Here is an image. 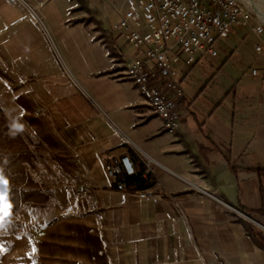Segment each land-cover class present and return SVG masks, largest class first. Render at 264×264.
I'll return each mask as SVG.
<instances>
[{
  "label": "crops",
  "instance_id": "0c3cea01",
  "mask_svg": "<svg viewBox=\"0 0 264 264\" xmlns=\"http://www.w3.org/2000/svg\"><path fill=\"white\" fill-rule=\"evenodd\" d=\"M29 1L88 93L68 79L24 8L0 0V66L31 107L11 110H33L67 150L53 188L56 215L37 239L39 264H264L249 229L264 235V56L257 53V74L211 97L207 86L185 90L181 126L169 132L127 74L138 53L119 42L117 0ZM204 96L207 107L198 104ZM138 152L155 159L159 197L119 190L107 173L106 163L127 153L146 168Z\"/></svg>",
  "mask_w": 264,
  "mask_h": 264
},
{
  "label": "built area",
  "instance_id": "2783aa9c",
  "mask_svg": "<svg viewBox=\"0 0 264 264\" xmlns=\"http://www.w3.org/2000/svg\"><path fill=\"white\" fill-rule=\"evenodd\" d=\"M9 1L24 8L45 35L68 79L88 94L65 60L41 7L29 0ZM251 1L117 0L114 14L118 18L114 29L138 53L128 61L127 74L153 113L163 120L167 131H178L182 123L181 103L186 95L182 80L186 73L206 57L223 55L229 59L238 54V48L227 47V41L236 30L244 26L252 27V31L260 37L255 48L258 52L263 51L264 18ZM257 73L258 70L254 69L253 74ZM103 113L110 118L108 112L103 110ZM138 153L145 158V173L152 174L156 184L160 182L153 166L155 159ZM106 170L117 188L123 191L128 188L129 178L137 173L135 161L128 153L108 161ZM198 188L227 204L215 193ZM134 192L144 199L160 196L153 186Z\"/></svg>",
  "mask_w": 264,
  "mask_h": 264
},
{
  "label": "rangeland",
  "instance_id": "374dc122",
  "mask_svg": "<svg viewBox=\"0 0 264 264\" xmlns=\"http://www.w3.org/2000/svg\"><path fill=\"white\" fill-rule=\"evenodd\" d=\"M253 2L264 8V0H253ZM112 22L113 18L109 21L110 26ZM43 36L45 37L44 34ZM119 42L126 47L127 54L135 50L124 38H120ZM258 42H260V37L252 31V27H241L235 35L229 38L227 47L231 49L246 47L250 55L240 53L229 59L223 55L202 59L192 67L189 79L184 81V90L196 95L207 86L206 92L211 97L212 93L228 87L235 78L239 81L248 74L252 75L256 56L258 57V54L264 56V41L261 52L255 50ZM257 67L259 71L258 64ZM18 89L19 85L15 83V78L0 66V102L17 129L22 131L31 143L35 159L32 164L28 165V169L47 199L45 202L23 203L17 211H11L1 217L0 264H39L36 252L37 239L43 227L51 223L56 215L53 188L56 184L55 178L60 171V155L66 153L67 150L60 142L55 141L49 126L33 110L32 113L25 111L20 113L19 110L15 113L11 110L17 104L16 106L22 105L31 111V107H28L29 101L18 94ZM191 89L195 92L191 93ZM210 97L204 96L198 100V104L207 107V99Z\"/></svg>",
  "mask_w": 264,
  "mask_h": 264
},
{
  "label": "trees",
  "instance_id": "16d2710c",
  "mask_svg": "<svg viewBox=\"0 0 264 264\" xmlns=\"http://www.w3.org/2000/svg\"><path fill=\"white\" fill-rule=\"evenodd\" d=\"M35 159L31 143L25 134L18 130L11 117L0 102V220L4 214L17 211L26 202H45L47 196L41 191L36 179L28 169ZM233 170L236 168L233 166ZM145 167L137 169V173L129 178L130 189L148 188L154 185L152 175H145ZM6 188V191L3 189ZM263 205L259 209L264 213V187L261 186ZM255 241L264 247L263 233L249 226Z\"/></svg>",
  "mask_w": 264,
  "mask_h": 264
},
{
  "label": "bare ground",
  "instance_id": "6f19581e",
  "mask_svg": "<svg viewBox=\"0 0 264 264\" xmlns=\"http://www.w3.org/2000/svg\"><path fill=\"white\" fill-rule=\"evenodd\" d=\"M250 2H252L251 0H249ZM255 5V9L257 10V12L264 18V8H262L261 6L254 4Z\"/></svg>",
  "mask_w": 264,
  "mask_h": 264
},
{
  "label": "snow or ice",
  "instance_id": "6c2138e0",
  "mask_svg": "<svg viewBox=\"0 0 264 264\" xmlns=\"http://www.w3.org/2000/svg\"><path fill=\"white\" fill-rule=\"evenodd\" d=\"M0 184L6 185L7 181L0 180ZM3 191H6V188H4ZM0 199H2V196H0Z\"/></svg>",
  "mask_w": 264,
  "mask_h": 264
}]
</instances>
